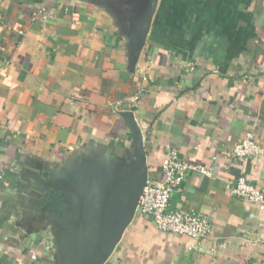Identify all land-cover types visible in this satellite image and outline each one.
I'll return each mask as SVG.
<instances>
[{
    "label": "crops",
    "instance_id": "crops-1",
    "mask_svg": "<svg viewBox=\"0 0 264 264\" xmlns=\"http://www.w3.org/2000/svg\"><path fill=\"white\" fill-rule=\"evenodd\" d=\"M141 3L0 0V264H54L64 219L47 214L61 191L46 182L86 156L125 157L126 111L148 178L169 150L212 169L187 173L168 207L211 231L193 241L137 212L105 264H264V212L232 193L240 175L264 190V162L231 158L248 134L264 147V0H157L135 56L122 30Z\"/></svg>",
    "mask_w": 264,
    "mask_h": 264
},
{
    "label": "water",
    "instance_id": "water-1",
    "mask_svg": "<svg viewBox=\"0 0 264 264\" xmlns=\"http://www.w3.org/2000/svg\"><path fill=\"white\" fill-rule=\"evenodd\" d=\"M142 2V3H141ZM157 0H140L123 34L137 56L144 45ZM132 138L125 157L90 155L51 175L61 191L66 217L53 225L54 264H105L137 214L147 180L144 142L147 137L130 111L120 113Z\"/></svg>",
    "mask_w": 264,
    "mask_h": 264
},
{
    "label": "built area",
    "instance_id": "built-area-1",
    "mask_svg": "<svg viewBox=\"0 0 264 264\" xmlns=\"http://www.w3.org/2000/svg\"><path fill=\"white\" fill-rule=\"evenodd\" d=\"M231 158H250L264 162V147L248 134L233 146ZM191 172L211 176L212 169L182 160L175 150L167 151L160 162V179L147 177L138 200L137 212L151 217L160 231L186 236L193 241H203L211 231V225L203 215L168 209L173 193L182 185L187 173ZM232 193L258 211L264 212V190L249 183L244 176L237 178ZM36 258L37 255L31 253V261Z\"/></svg>",
    "mask_w": 264,
    "mask_h": 264
},
{
    "label": "flooded vegetation",
    "instance_id": "flooded-vegetation-1",
    "mask_svg": "<svg viewBox=\"0 0 264 264\" xmlns=\"http://www.w3.org/2000/svg\"><path fill=\"white\" fill-rule=\"evenodd\" d=\"M123 20H124V16L123 15H118L117 16V21L119 23H122ZM53 196H59L61 198L62 203H63V205L59 207V209L61 208V213H59L60 216L57 213V211L60 212V210L55 206V199H54ZM45 200H46L45 201V205H50V207L48 208L47 214L51 218H54L55 219V218H58L59 217L60 219L63 220L66 217V213L64 211L63 197L61 196V193H56V192H54V190L50 189L49 192L47 193V198Z\"/></svg>",
    "mask_w": 264,
    "mask_h": 264
},
{
    "label": "trees",
    "instance_id": "trees-1",
    "mask_svg": "<svg viewBox=\"0 0 264 264\" xmlns=\"http://www.w3.org/2000/svg\"><path fill=\"white\" fill-rule=\"evenodd\" d=\"M54 199H55V206L56 207H60L63 205L61 198L59 196H54Z\"/></svg>",
    "mask_w": 264,
    "mask_h": 264
}]
</instances>
